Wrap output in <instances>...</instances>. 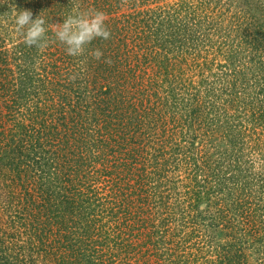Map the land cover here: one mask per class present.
<instances>
[{"label":"rangeland","instance_id":"374dc122","mask_svg":"<svg viewBox=\"0 0 264 264\" xmlns=\"http://www.w3.org/2000/svg\"><path fill=\"white\" fill-rule=\"evenodd\" d=\"M0 1V253L24 261L33 242L32 264H86L57 245L56 201L92 187L105 205L81 246L89 264H223L228 245L235 264H264V0ZM109 4L119 40L146 49L115 69L95 42L68 55L56 24L99 5L109 18ZM20 10L45 19V48L24 43ZM115 182L130 214L110 215Z\"/></svg>","mask_w":264,"mask_h":264},{"label":"trees","instance_id":"16d2710c","mask_svg":"<svg viewBox=\"0 0 264 264\" xmlns=\"http://www.w3.org/2000/svg\"><path fill=\"white\" fill-rule=\"evenodd\" d=\"M51 4H52V2H51ZM0 5H1V1H0ZM46 7L47 6H44L43 8H46ZM104 8H105V5H103L102 7H100V5H99L97 7V9H102V11H105ZM112 10L116 11V9L111 8V4H109V8H107L106 11H109L110 13H112ZM110 20H111V22L109 23V25L106 24L107 28L111 34L110 38L107 40L102 39V38H96L93 41H91V43L95 42L96 45L100 44L104 48L103 50L105 52L110 51L108 53H112V57L115 59L116 63L113 65V60H112L109 67H110V69H115V67L117 65H119L121 63V61L128 60V58L131 56V54H133V55L137 54L138 55V51L136 53H132V48L136 49L138 47V50H140L141 48L144 50L146 48L144 46L143 41L142 42H136L133 40H131V41L119 40V38H123V36L126 35V34H121V33L118 34V32L120 30H123L125 20L121 19V16L116 14V13L110 14V17L106 19V21H110ZM187 26H188L187 24L185 25V23L179 22V24L177 25V30H179V29L181 30ZM131 43H133V44H131ZM90 44H88V45H90ZM129 44H131L130 47H128ZM88 45L86 46V48L90 53L92 45H90L91 47H89ZM82 60H83V57H82ZM142 68L143 67H141L140 72H139L141 75H143V72H142L143 69ZM109 73H110L109 76L107 73L106 74L103 73L102 75H104V77L112 78V75L114 72H109ZM106 80H109V79H106ZM96 94L98 95V93H96ZM177 95H179V94H177ZM94 100H96V99H94ZM108 100H110L109 94H108ZM101 101H103L102 98L97 99L95 101L96 105H99V103ZM187 113L189 115V118L194 117L193 111H191V113L187 111ZM191 145L197 149H201L200 143H198L196 145H194V143H191ZM191 163L194 164L195 161L192 160ZM178 165H179L178 163H175L174 167H178ZM194 166H195V164H194ZM194 171H197V167L194 169ZM204 171L207 172L206 170H204ZM161 174L165 175V172H162ZM138 177H139L138 178L139 180L140 179H141V181L143 180L142 183H144V184H146L145 182H148L153 178V176L148 177L147 174H145L143 176L139 175ZM138 179L134 178L133 181L130 183L134 184V185L140 184ZM90 188L91 189H88V190H87V188L86 189L83 188V189H79V190L74 189L73 191L68 192V194L64 193L63 197L60 200L56 201L57 203L61 204V206H60L61 208H64L63 210L62 209L58 210L60 212V214H56V217L58 218L57 224H59L56 228V233H55V234H57V236H59V237H57V245L61 248H64V246L66 247V245H67V247H70V243H71L73 245V262L75 261V258L78 257L81 261L85 262L86 264H89V261L85 257L86 256L85 255V249L81 250V246H87L88 245L85 242V240L89 236L88 233H89V229L91 228V223H93L96 220L97 216L99 217V214H103L104 209H101V208H103V206L105 205V204L100 203L101 201H100L99 193L97 191H94V189L92 187H90ZM124 191H125V189H123V186L121 185V183L118 186H117V182L114 183L111 195L108 194V196H110L113 199V203H111L109 205V212H112V210L114 208L116 211L112 212L110 215H116L117 213L119 215L130 214L131 210L127 209L125 205L118 206V200L123 195ZM88 192H89V195H88ZM209 192H207V189L202 191V192L195 190V192H194L195 199H199L203 195L204 196L208 195L209 198L211 199L212 195H210ZM126 196H128V195H126ZM105 197H107V196H105ZM97 202L99 204L98 206L95 204ZM57 207H58V205H57ZM92 216H95L94 220L92 219ZM110 220L113 223L112 225H114L117 230L119 228L123 231L125 230V227L123 226L122 223H120L118 221V218L111 216ZM59 228H61V229H59ZM37 234L40 236V233H37ZM38 241H40L41 244H43L42 250L49 249V245H53L51 242L48 241V238L43 239V238L39 237ZM32 244H33V242H30V244L27 242L25 243V245H28V249L25 253V255H27L28 258L25 257L24 261L22 259V253H18V251H16V250H14V252H11V250L10 251L4 250L8 254L0 253L1 260H2L3 264H32V261L35 259V258H33V255L36 254V251L32 250L33 249ZM116 244L119 245L120 248H122V246H125V243L122 241H120L119 244L118 243H116ZM230 247H233V245H228L226 247V249L220 250L221 252L218 254V257H217V260H219L220 263L235 264L236 260L234 259L232 254L229 253ZM260 250H261V248L258 249V251H260ZM98 252L99 251H94V253H96V254ZM110 253H112V252H110ZM261 254H264V249L261 251ZM88 255H89V253H88ZM91 256H93V255L91 254ZM95 260L96 259L91 261V258H90L91 264H93V262L96 263Z\"/></svg>","mask_w":264,"mask_h":264},{"label":"clouds","instance_id":"9594fccd","mask_svg":"<svg viewBox=\"0 0 264 264\" xmlns=\"http://www.w3.org/2000/svg\"><path fill=\"white\" fill-rule=\"evenodd\" d=\"M31 10H20L15 15L16 30L23 36L24 43L38 50L47 46L45 27L46 21L42 15L32 18ZM106 14L103 11H83L68 15L63 23L56 24L55 37L66 46V52L71 56H80L85 48L96 38L109 39L110 31L106 25ZM93 56L99 60L103 52L96 49ZM108 62L107 60L105 61Z\"/></svg>","mask_w":264,"mask_h":264}]
</instances>
